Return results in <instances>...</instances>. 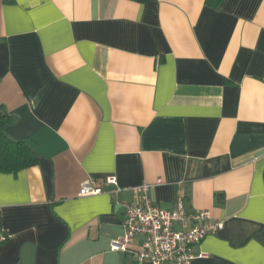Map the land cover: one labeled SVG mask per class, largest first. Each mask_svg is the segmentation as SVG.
I'll list each match as a JSON object with an SVG mask.
<instances>
[{"label":"crops","instance_id":"crops-1","mask_svg":"<svg viewBox=\"0 0 264 264\" xmlns=\"http://www.w3.org/2000/svg\"><path fill=\"white\" fill-rule=\"evenodd\" d=\"M0 105L39 154L0 172V264H139L143 184L223 222L193 264H264V0H0Z\"/></svg>","mask_w":264,"mask_h":264},{"label":"built area","instance_id":"built-area-1","mask_svg":"<svg viewBox=\"0 0 264 264\" xmlns=\"http://www.w3.org/2000/svg\"><path fill=\"white\" fill-rule=\"evenodd\" d=\"M104 184L115 187L109 191L116 197L120 191L114 177L103 179ZM160 183V180L157 181ZM151 185L143 184L128 189L133 202H120L124 208L123 235L111 243L114 251L127 252L137 235L143 241L136 253L139 264H193L196 258L204 257L195 253V247L207 236L223 228L222 221L212 219L208 211L187 210L183 199H177L176 209L167 211L156 206L150 196ZM102 188L93 180L81 183L79 196L98 195ZM118 203V201H115ZM8 236H1L0 242Z\"/></svg>","mask_w":264,"mask_h":264},{"label":"trees","instance_id":"trees-1","mask_svg":"<svg viewBox=\"0 0 264 264\" xmlns=\"http://www.w3.org/2000/svg\"><path fill=\"white\" fill-rule=\"evenodd\" d=\"M211 6L217 7L221 0H205ZM16 118L8 114L0 105V172L12 173L37 166L39 154L26 141H13L5 133L7 127L15 124Z\"/></svg>","mask_w":264,"mask_h":264}]
</instances>
